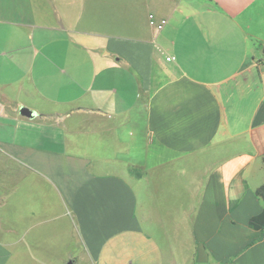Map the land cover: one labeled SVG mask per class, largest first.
<instances>
[{
    "label": "crops",
    "instance_id": "obj_1",
    "mask_svg": "<svg viewBox=\"0 0 264 264\" xmlns=\"http://www.w3.org/2000/svg\"><path fill=\"white\" fill-rule=\"evenodd\" d=\"M263 60L264 0H0V264H264Z\"/></svg>",
    "mask_w": 264,
    "mask_h": 264
},
{
    "label": "trees",
    "instance_id": "obj_2",
    "mask_svg": "<svg viewBox=\"0 0 264 264\" xmlns=\"http://www.w3.org/2000/svg\"><path fill=\"white\" fill-rule=\"evenodd\" d=\"M256 195L264 201V184L257 190ZM250 224L253 229L261 231L264 229V210L257 216L250 219Z\"/></svg>",
    "mask_w": 264,
    "mask_h": 264
},
{
    "label": "built area",
    "instance_id": "obj_3",
    "mask_svg": "<svg viewBox=\"0 0 264 264\" xmlns=\"http://www.w3.org/2000/svg\"><path fill=\"white\" fill-rule=\"evenodd\" d=\"M168 21L166 19L157 20L154 15L150 16V24L155 27L158 31H161L165 28ZM262 65H264V60L261 62Z\"/></svg>",
    "mask_w": 264,
    "mask_h": 264
},
{
    "label": "water",
    "instance_id": "obj_4",
    "mask_svg": "<svg viewBox=\"0 0 264 264\" xmlns=\"http://www.w3.org/2000/svg\"><path fill=\"white\" fill-rule=\"evenodd\" d=\"M21 114L27 118L34 119L37 117V113L29 108L23 107L21 109ZM68 264H74L73 261L69 262Z\"/></svg>",
    "mask_w": 264,
    "mask_h": 264
}]
</instances>
